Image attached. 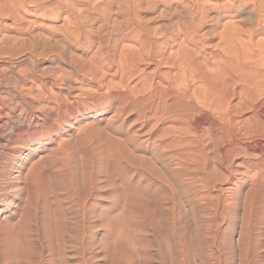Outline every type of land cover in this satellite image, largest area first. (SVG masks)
I'll use <instances>...</instances> for the list:
<instances>
[{
	"label": "bare ground",
	"instance_id": "6f19581e",
	"mask_svg": "<svg viewBox=\"0 0 264 264\" xmlns=\"http://www.w3.org/2000/svg\"><path fill=\"white\" fill-rule=\"evenodd\" d=\"M263 200L264 0H0V264H258Z\"/></svg>",
	"mask_w": 264,
	"mask_h": 264
},
{
	"label": "rangeland",
	"instance_id": "374dc122",
	"mask_svg": "<svg viewBox=\"0 0 264 264\" xmlns=\"http://www.w3.org/2000/svg\"><path fill=\"white\" fill-rule=\"evenodd\" d=\"M119 1H121V0H119ZM157 4H155V7H152V9H149V10H143L142 12H140L139 14H138V18L140 19V21H143V22H145V24L149 27V28H167V27H169L170 25H171V23L172 22H174L175 20V18L174 19H172L173 18V10H174V8L176 9L177 7V9H181V7H180V5H179V3L176 5V4H173V6H172V9H168L167 10V12H164L163 11V7L162 6H156ZM175 6V7H174ZM161 7V8H160ZM172 10V11H171ZM170 12V13H169ZM167 13V14H166ZM132 16V15H131ZM131 16H128V15H126L124 12H121L120 10H119V28H134V26H133V24H132V21H131ZM132 19H133V16H132ZM250 158L251 159H253V156L251 155L250 156ZM135 181H136V179H135ZM134 181V182H135ZM246 189L247 188H244V189H242V199H243V196H244V192H246ZM220 194H222L221 192H220ZM154 196L156 197V195L154 194ZM157 198V197H156ZM220 201L221 202H223V198L222 199H220ZM264 201V200H263ZM157 203V204H155L156 205V209L154 208V212L156 213V211H158L159 210V202H157L156 200H154V203ZM107 203H108V200H106V202H104V205H107ZM240 208H239V217H238V220H237V224H236V226H234V225H228V227H227V225H226V227L224 226V228L223 229H221L220 230V233H222V234H220L221 236H225L226 238H224V239H226L228 242H230V243H232V242H236V240H239L240 239V236L241 235H239V234H241V225H242V220H243V215H241L242 214V209H243V206H242V202H241V204H240ZM158 208V209H157ZM156 210V211H155ZM240 211H242V212H240ZM151 214L153 215V214H155L154 212H153V210H151ZM262 215H264V207H263V214ZM263 221H264V217H263ZM241 224V225H240ZM263 224H264V222H263ZM262 224V225H263ZM231 226V227H230ZM233 227V228H232ZM261 227H262V229H261ZM240 228V229H239ZM263 229H264V226H260V232H259V235L261 236L260 238H259V251H258V256H259V263L260 264H264V231H263ZM230 230V231H229ZM233 231H234V233H233ZM262 231H263V233H262ZM224 233V234H223ZM233 235V236H232ZM233 238V239H232ZM235 238V239H234ZM229 239V240H228ZM261 239V240H260ZM262 249V250H261ZM152 250V251H151ZM155 250V247L154 248H151L150 249V251H149V254L151 255L152 254V256L154 255V257L156 256V254H157V252H156V250ZM158 259H154V261H153V264H159V261H157ZM261 261V262H260ZM263 262V263H262ZM258 263V264H259Z\"/></svg>",
	"mask_w": 264,
	"mask_h": 264
}]
</instances>
